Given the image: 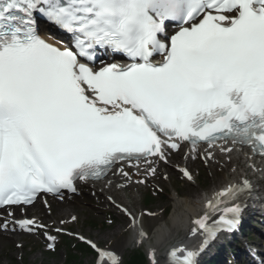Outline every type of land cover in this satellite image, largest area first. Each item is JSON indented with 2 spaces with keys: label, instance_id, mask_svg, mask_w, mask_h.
Listing matches in <instances>:
<instances>
[{
  "label": "snow or ice",
  "instance_id": "snow-or-ice-1",
  "mask_svg": "<svg viewBox=\"0 0 264 264\" xmlns=\"http://www.w3.org/2000/svg\"><path fill=\"white\" fill-rule=\"evenodd\" d=\"M38 15L69 34L71 46L42 37ZM105 54L130 63L98 67ZM237 145L264 158V0H0V207L75 192L77 181L109 173L126 187L125 165L146 178L185 146L184 159L207 162L209 149L230 159ZM178 170L193 181L186 167ZM251 188L244 178L216 193L190 235L236 230ZM122 211L143 240L139 218ZM17 227L44 226L0 224ZM79 239L96 251V264H120ZM169 256L171 264H197V252L183 247Z\"/></svg>",
  "mask_w": 264,
  "mask_h": 264
},
{
  "label": "rangeland",
  "instance_id": "rangeland-1",
  "mask_svg": "<svg viewBox=\"0 0 264 264\" xmlns=\"http://www.w3.org/2000/svg\"><path fill=\"white\" fill-rule=\"evenodd\" d=\"M193 171L194 174H197L199 172L197 183H190L184 180L182 181L178 173H173L171 180H163V185L161 188L164 191L161 193L162 196H160L159 194L156 195V198L158 200L153 206L145 205L144 197L149 192H157V189H150L147 186H141L138 192H134L136 205L140 211L148 209L151 212L157 214V216H155L154 218H147L146 220L151 230L147 227L146 222H144L145 227L149 230L150 233L157 224L162 222L161 215H164V220L167 219V215L165 212V214L163 213V210L170 207V212H172V199L174 196H176L175 189H179L181 191V195L185 198L188 197L198 199L203 195V190H210L211 188L216 187L215 185L219 183V181L222 182L224 177L226 176L224 169L222 172L218 171L217 169V176H214L211 170L209 171L207 167L199 162L194 163ZM160 183L162 184V182ZM118 195L122 198H125L124 194L119 193ZM81 198L82 199L80 200L82 202V207L78 210V212H76V214L79 213V219L75 223H73L72 230L77 233H82L87 237L93 238L101 246L116 250L122 256L124 262L126 257L130 253H132V250L123 249V246L127 245L126 240L130 236V233L126 231L129 227L128 219L121 215L120 217H123L127 221V224L123 228H121L123 229V231H121V229L117 230V227H119L117 224V220L119 219H116V215L113 212V210H116L114 206L106 201V199L102 198V200L105 202L104 204L106 208L108 207L109 210H111L108 213L105 212L104 214L101 213L94 205L95 203H97V198L93 197L92 194H90L89 196L85 195ZM90 202H92V204H89ZM47 212L48 211L44 209L43 215L45 213L46 216ZM58 212L59 210H54V214L57 215ZM113 217L116 219V221L111 224L109 220ZM46 219L48 220V222H51V219L48 216ZM56 223L60 225V221L56 220ZM90 225H96L98 227L96 229H92L91 227H89ZM0 238H2L3 241V249L0 250V264H16V262L14 261L15 259L19 264H25V262L29 264H62L67 252L66 247H60L61 245L58 246V250H55L53 252L47 251L44 247V240H42V238L38 239L36 236H22L18 240L7 237L5 233L1 231ZM18 245L20 246L18 247ZM164 247L160 248L162 252L164 250ZM81 257V264H93L94 262V257L92 255H81Z\"/></svg>",
  "mask_w": 264,
  "mask_h": 264
},
{
  "label": "bare ground",
  "instance_id": "bare-ground-1",
  "mask_svg": "<svg viewBox=\"0 0 264 264\" xmlns=\"http://www.w3.org/2000/svg\"><path fill=\"white\" fill-rule=\"evenodd\" d=\"M210 151H214V157L213 159L208 160L207 161L208 163L213 164L212 161H215V160H218L219 164L226 162L225 166L227 168H225L224 170L226 173V176L224 177L222 181L223 183L219 181V183L215 185L218 189H221L222 185H226L232 179L238 180L240 178H243V179L247 178L250 181V183H252V185L256 187L260 186L264 188V162L261 159L255 158L254 156L250 154L247 155L244 152V150H240L236 148H234L233 152L229 154L231 157L230 159H229V156H226L223 153H221L218 150V148L215 150H210ZM183 156H185V153L183 154ZM187 164L192 165L193 163L189 159L187 160L183 159L180 165L184 166ZM211 168L214 169L216 167L214 165H211ZM159 169L161 168L159 167ZM125 170L129 171L132 174L133 180H140L143 178L148 183L152 181V180H149L148 177L145 178L143 171H140L139 173H137V168H134V167L126 168L125 167ZM213 174L215 176L216 172L213 171ZM108 180H111L112 183L109 184ZM125 183L126 182L124 178L121 177L119 174L111 175L104 182L102 183L99 182V183L94 184L92 186V189L100 192L101 193L100 195H105L104 197L105 199H108V197L111 196L119 201H122L123 198H121L118 195V193L126 192V197L127 199H129V204L131 208H133L137 212L138 207L136 205V198L133 195L132 191L134 189H138L139 187L132 186V182L128 183L126 187L120 186V185H125ZM156 184H158V186L162 185L161 183L159 184L157 182ZM99 189H102V190L100 191ZM172 200H173L172 201L173 210L171 214L168 216V219L165 222H161L156 227H154L150 237L148 238V240H146V244L150 252H152L153 250L155 251L158 264L161 263V261L163 260V255L161 253L160 248L164 247V245H166L168 242L177 241V240L192 241V239L195 237V236L190 235V230L192 229V221L197 215L201 214L204 210V203L200 199H194V198H188V197L184 198L181 196V197H173ZM56 203H57V208L61 212L58 214L59 215L58 217L59 218L64 217V219H66L67 221L71 218V211L76 213L82 207L81 205L82 202L77 199L74 201L73 204H69V205L61 204L59 202H56ZM89 204H92V203L90 202ZM94 205L97 207V209L100 212L104 213L107 210L104 203L97 202ZM33 210L34 209L32 208L29 209V211L31 212ZM117 213L120 214L119 210H117ZM76 215L79 216V213H77ZM38 216L42 217L39 214ZM161 217H163V215H161ZM138 218L140 220V223L142 222V220H144L142 215L141 217H139L138 215ZM119 222H120L121 228H123L125 226V222L122 220ZM140 227H141V224H140ZM117 230H120V227H117ZM20 237L21 235L19 234L13 236L14 239H17ZM139 239H140L139 228H136L133 230V236L130 239H128V242L130 243V245H132L135 240L137 241ZM2 249H3V241L2 239H0V250ZM123 249H126L125 245L123 246ZM221 251H222V248L219 250L218 256L222 255V257H225L229 253L228 252L224 254V253H221Z\"/></svg>",
  "mask_w": 264,
  "mask_h": 264
},
{
  "label": "trees",
  "instance_id": "trees-1",
  "mask_svg": "<svg viewBox=\"0 0 264 264\" xmlns=\"http://www.w3.org/2000/svg\"><path fill=\"white\" fill-rule=\"evenodd\" d=\"M79 259L77 257H70L68 258L67 262L65 264H78ZM126 264H145V258L141 254L134 255L133 257L130 258V261L127 262Z\"/></svg>",
  "mask_w": 264,
  "mask_h": 264
}]
</instances>
